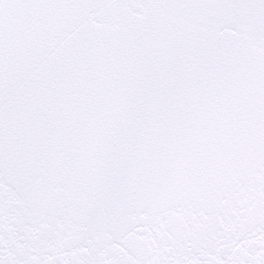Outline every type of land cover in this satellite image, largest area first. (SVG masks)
Here are the masks:
<instances>
[{
    "label": "snow or ice",
    "instance_id": "1",
    "mask_svg": "<svg viewBox=\"0 0 264 264\" xmlns=\"http://www.w3.org/2000/svg\"><path fill=\"white\" fill-rule=\"evenodd\" d=\"M0 264H264V0H0Z\"/></svg>",
    "mask_w": 264,
    "mask_h": 264
}]
</instances>
